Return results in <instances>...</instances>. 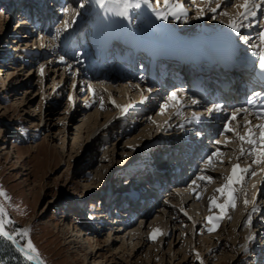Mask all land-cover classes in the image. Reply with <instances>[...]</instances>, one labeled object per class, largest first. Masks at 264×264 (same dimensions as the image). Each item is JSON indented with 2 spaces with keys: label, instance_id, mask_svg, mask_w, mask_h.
Listing matches in <instances>:
<instances>
[{
  "label": "rangeland",
  "instance_id": "obj_1",
  "mask_svg": "<svg viewBox=\"0 0 264 264\" xmlns=\"http://www.w3.org/2000/svg\"><path fill=\"white\" fill-rule=\"evenodd\" d=\"M19 1L0 0V189L7 196L0 195V204L13 221L10 230L29 229L28 239L47 264H264V163H253L254 154L240 156L241 141L235 132L224 131L227 119L216 129L208 154L219 148V157L211 164L203 158L197 172L183 182L186 187L165 186L161 195L143 207L140 204L141 215L123 228L118 204L127 199L121 201L125 194L120 190L129 187L138 171L134 170L152 155L158 160L176 150L181 142L178 132L188 131L189 116L201 109L192 103L196 99L174 90L151 95L140 85L141 75L133 86L93 79L88 37L94 22L84 23L90 16L86 0L70 5L74 18L68 7L57 6L45 19L28 23H22L16 12ZM132 1L140 4L132 12L137 20L165 22L162 27H168L171 36H237L243 41L254 37V45L264 47L259 38L264 8H256L254 17L241 18L240 34L229 27L239 13L234 5L243 0H221L215 13L207 9L216 8L217 0H181L186 14L179 19L169 15L167 21L155 17L157 8L164 10L162 2ZM198 6L206 9L199 18ZM145 10L151 16H143ZM101 27L96 23L94 30ZM172 92L179 105L170 98ZM130 102L138 113L121 112ZM259 124L263 122L239 117L231 127L240 135L251 128L259 140ZM172 159L175 164L177 158ZM235 164L255 167V175L249 171L247 178L233 185L235 207L226 206L222 214L210 207L211 198L226 204L217 189ZM202 175L211 181L198 179ZM127 208L126 212L132 210V205ZM209 216L220 219L209 222ZM17 241L22 247L26 244L19 236ZM19 257L11 251L0 253V264H32Z\"/></svg>",
  "mask_w": 264,
  "mask_h": 264
},
{
  "label": "snow or ice",
  "instance_id": "obj_2",
  "mask_svg": "<svg viewBox=\"0 0 264 264\" xmlns=\"http://www.w3.org/2000/svg\"><path fill=\"white\" fill-rule=\"evenodd\" d=\"M97 2L99 3L101 8H105L109 12H114L115 15L121 18H128L130 9L140 7L139 3H133L132 0H97ZM161 2L163 3L164 10L161 11L159 8H157L156 16L158 19H161V20L168 19L169 15L179 19L182 14H186V10L181 0H177V2L174 4L172 3V0H156L157 5H159ZM206 2H210V0H206ZM109 5H115L116 6L115 10L111 7H108ZM234 6L237 7L238 9H241V11L238 13V16L230 22L229 27H231L237 34H240V28L243 27L241 18L248 19L249 17L256 16L257 13L255 9L258 7L264 8V3H261L258 5L254 2V0H243L242 3L238 5H234ZM80 7L82 8L84 7V5L81 4ZM220 7H221V0H217L216 8H208L207 11L215 13L217 8H220ZM66 11L67 9H65V12ZM205 12H206V9L204 7L198 6V18L204 16ZM221 14L228 15L227 12H222ZM212 18L215 19L216 17L213 16ZM68 27H69V22L65 21L64 29L66 30ZM259 38L261 41V45H264V31L260 32ZM247 42L248 41L245 40V43ZM257 47H258V69H259L258 76L261 79H264V47H259V46ZM63 59L64 58L61 57V60ZM41 74H43V66H41ZM92 91L93 93L95 92L94 89ZM262 94L264 93H254V95H257V96L262 95ZM170 98L173 101H175L177 105L180 104V100L176 92H172L170 94ZM69 99L71 100L72 97H69ZM192 103L197 104L199 102L196 100H193ZM163 107L166 108L168 107V105H164ZM220 111H222V106L219 104H213L212 107L208 109L209 114L217 113ZM242 113L245 114L246 116L248 113V109L240 108V109H237L231 112L226 122L223 125L224 131L230 132V133L235 132L237 139L241 141L240 156H244L246 154L248 155L254 154L253 163L255 164L264 163V124L256 125V127L262 129L259 140L255 138V134L253 133L251 128L248 130L246 135H240L237 129H234L231 127V124L234 121H236L237 117L240 116ZM254 114L258 117L264 116V108L257 110ZM194 119H199V117H196L194 115ZM216 143L221 144L222 142L217 140ZM244 143H247L248 145H251L253 147L249 149H245L243 147ZM219 155H220V149L217 148L215 151H213L210 155L207 156V163L211 164L213 161V158L219 157ZM250 169H251V165H249L248 167H241L239 164L233 165L231 174L227 177L226 183L217 189V191L220 192L221 195L226 198V204H218L216 202V198L213 197L211 198L210 207L219 208L222 214L226 206H231L234 208L235 204L233 202V192L235 191V189L233 188V185L241 183L244 180L245 175L249 173ZM251 175H255L254 170L251 171ZM198 179L202 181H211L212 177L202 175L198 177ZM195 183L196 181H193V184ZM0 195H4L7 198L6 194L2 191V189H0ZM248 203L249 201L245 199V204L247 205ZM207 219L209 222H211L214 219L215 220L220 219V217L219 216L217 217L209 216ZM251 219H252L251 216H248L247 218L248 224L251 223ZM11 223H13V221L8 217V213L6 212L4 206L0 204V237H5L8 240L12 241L13 243L16 242V236H19L22 239H26V244L20 250L25 253L26 257L29 260L37 259L39 257V253L37 252V249L35 248V245L31 241V239H28L30 230L21 229L18 232L10 233L9 231L6 230V225L11 224ZM214 228H215V225H213V228L209 230L211 231ZM158 232H159V229L154 230L151 238L155 239L156 234ZM252 239H254V237L250 236L249 240H252ZM245 251H247L246 246H245ZM197 257L199 259L198 253H197ZM41 264H43V262H41Z\"/></svg>",
  "mask_w": 264,
  "mask_h": 264
},
{
  "label": "bare ground",
  "instance_id": "obj_3",
  "mask_svg": "<svg viewBox=\"0 0 264 264\" xmlns=\"http://www.w3.org/2000/svg\"><path fill=\"white\" fill-rule=\"evenodd\" d=\"M81 0H73V1H69L68 3H62V4H60V3H58V4H55L56 6H61V7H68L67 9H70L69 10V13L71 14V15H73V9L72 8H70V5H72L73 3H76V2H80ZM261 1V0H260ZM20 2V4H22V6L26 3L25 2V0H20L19 1ZM71 2V3H70ZM133 3H135V1H132ZM11 3V2H10ZM223 4H227V1H225V2H222ZM93 5H94V8H96V7H98V5H99V3L97 2V0H93ZM13 6V5H12ZM15 6H17L16 5V3H15ZM108 7H111V8H113L114 10H115V8H116V6L115 5H109ZM160 7V6H159ZM87 8V4H86V7H85V9ZM239 10V12L241 11V9H238ZM68 12V11H67ZM99 12H97V13H95V14H91L85 21H84V23H87L88 21H90V20H92L93 19V17H96V15L98 14ZM143 16H151V13L148 11V12H144L143 14H142ZM153 17V16H152ZM72 18H74V15L72 16ZM41 19H43V18H41ZM45 19V18H44ZM33 20H37V19H33ZM158 20V19H157ZM31 21V20H30ZM30 21H28V22H30ZM22 23H25V21L23 20L22 21ZM83 23V24H84ZM83 24H81V25H83ZM96 26V24L94 23L93 24V26L92 27H90L92 30H91V34H90V36L88 37V38H92L91 39V42L90 43H92V44H94V41L95 40H97L98 39V33H99V31L101 30V29H99V31L97 30V31H95L94 30V27ZM217 27V26H216ZM101 28H104L105 29V32H106V36H105V38L104 39H106V41L108 40V39H110V38H112V37H114V36H116V34L117 33H120L123 29H124V21H123V19L121 18V17H119V16H117V15H115L114 14V12H109V11H107V13H106V18L104 19V22L102 23V27ZM162 28V27H161ZM164 29V28H163ZM164 30H168V27H165V29ZM149 31H151V32H154V33H158V32H160L161 30H160V28H154L153 30H149ZM93 33V34H92ZM97 34V35H96ZM169 36H171V35H169ZM195 39L194 40H199V39H201V38H203L202 36H196V37H194ZM216 38V37H215ZM221 38H225V37H221ZM123 39L125 40H127V38L124 36L123 37ZM217 39H220V38H217ZM252 41V40H251ZM251 41H250V43H251ZM131 42V44H132V46H134V43H132V41H130ZM113 43V46H115V45H117V44H119L120 45V43L119 42H117V41H113L112 42ZM105 45H107V43H104ZM90 46H91V44H90ZM126 49H129V48H127L126 47ZM154 50V49H153ZM130 53H133V52H130ZM139 55L140 54H138V57H136L135 58V60H136V62H141V60H140V58H139ZM110 57H113L112 56V54H110ZM110 57H108V59L110 58ZM96 59H98L97 57L94 59V68L93 69H95V65H96ZM107 61V59L105 60V61H101V63H100V66H98V67H96V69L95 70H93L92 72H91V75H92V78L93 79H97V80H104L105 78L107 79V80H109V81H113V82H120V83H125V84H128V85H132V82L134 81V78L136 77V75L135 74H137V73H135L134 72V68L137 66V64L133 67V69H132V72H127V71H125L124 73H121V74H117V73H115V72H109V69H111V65L113 64V60H110L108 63L106 62ZM106 62V63H105ZM136 81V80H135ZM141 86H142V88L144 89V90H146V91H149V90H151L150 91V94L152 95V93H154V94H156V92H162V90H164L165 92H171V91H173V88H168V87H162L163 85H162V81L160 80V79H158V78H154V79H150V80H148V81H142L141 82V84H140ZM133 86V85H132ZM135 87H137V86H135ZM140 87V86H139ZM137 90V89H136ZM136 92V91H135ZM138 92H139V89H138ZM146 93V92H145ZM140 94H141V92H140ZM192 95V96H191ZM189 97H192V98H195V96H193L194 94H191ZM202 100H203V103H206V101H207V99L206 98H202ZM130 104L131 105H127L126 104V109L125 110H122V108H121V112H123V113H125L126 111H129V112H131L132 110H129L130 108H134L135 106H134V102L132 103V102H130ZM123 107V106H122ZM138 109V108H137ZM137 109H134V111H136ZM245 117V116H244ZM248 120V119H247ZM156 123V122H155ZM237 125V124H236ZM188 131H180V132H178L179 134H178V136H179V138H180V141H181V138H182V136L184 135V136H186V133H187ZM178 138V139H179ZM182 141L180 142V147H182ZM179 146L176 148V150H171V153L173 152V151H175V153H173L172 155H171V158L170 159H172L173 157H174V155L176 154V151H177V149H181V148H179ZM174 147H176V145H174L173 146V149H174ZM172 149V148H171ZM210 149H211V146H209V148L207 149V151L203 154V156H202V158H201V160L203 159V158H207V156H208V154L210 153ZM253 155V154H252ZM251 155V156H252ZM245 156H248V154H246ZM244 156V157H245ZM253 157V156H252ZM164 160L165 159H163V157H160L158 160H157V162L159 161V164H160V162H164ZM171 163H170V165L172 166V164H174V160L172 159L171 161H170ZM202 162V161H201ZM238 163V162H237ZM202 164V163H201ZM263 164V163H262ZM171 166H169V168H171ZM262 167H264V166H262ZM159 168H161V167H158V169ZM255 167H253L250 171H252L253 169H254ZM198 169V168H197ZM197 169L196 170H194V172L191 174V175H189L188 177H186V178H184L182 181H179V182H174L173 183V187H175L176 185H178L177 186V188H184V187H186L188 184H184L183 182H186L188 179H190L191 177L190 176H193L194 175V173H196L197 172ZM264 169V168H263ZM168 173V168H167V171H166V173L164 172V173H162L164 176H166V174ZM249 174V173H248ZM248 174H246L245 175V177L247 178L248 177ZM168 175V174H167ZM135 177V175L132 177V179H131V181L129 182V187L125 190V188H123L122 190H120V193L121 194H126V191L128 190V189H131V190H137V192L139 193V195H141L142 197H143V195H144V192L146 193V196H145V199H144V201H143V204H142V207L147 203V201L149 200V199H152V198H155V196L156 195H153V194H151L150 193V191H149V188H147V189H145V190H143V188H142V184L143 183H139V184H137L139 181L137 180V182H136V179H138V178H134ZM182 183H183V185H182ZM186 185V186H185ZM147 186H148V184H147ZM134 187V188H133ZM166 187H168V186H166ZM256 189V188H255ZM161 192H162V190H161ZM160 195H161V193H160ZM174 195V194H173ZM126 196V195H125ZM125 196L123 195L122 197H120V199H121V201L122 200H124V199H126L125 198ZM147 196H149L148 198H146ZM123 198V199H122ZM132 204H135L134 202H132V201H128V199L126 200V201H122L121 203H119L118 204V206H120V207H118L119 208V211L120 212H122L123 213V220H125L126 219V217H128L127 218V225H123V223H122V220H120L121 219V217H122V214L120 213V215L117 213V217H119V223L121 222V225L122 226H124L123 228H128L130 225V221H132V220H134V219H136L137 217H139L140 215H141V209H143V208H139L138 207V209L140 210H136V212L138 213L137 215H135L134 217H133V215H132V213L134 212V208H133V206H132V210H130V211H127L126 212V210H128V208L126 209V207L127 206H129V205H132ZM152 205V208H154V206H155V204H151ZM140 206V205H139ZM148 213V212H147ZM144 214L146 215V211L144 212ZM144 215V216H145ZM100 217L102 218V219H106V214H102V215H100ZM129 220V221H128ZM116 221H118V220H116ZM8 231V230H7ZM10 233H12V232H10ZM16 241H17V236H16ZM17 243L19 244V242L17 241ZM20 245V244H19ZM21 248H22V246H21ZM22 253H23V255H25V253L23 252V251H21ZM26 256V255H25ZM32 260H34V261H36V263H39V264H41V262H43V264H47L46 263V261L39 255V257L37 258V259H32ZM31 263L32 264H35L33 261H31Z\"/></svg>",
  "mask_w": 264,
  "mask_h": 264
},
{
  "label": "trees",
  "instance_id": "obj_4",
  "mask_svg": "<svg viewBox=\"0 0 264 264\" xmlns=\"http://www.w3.org/2000/svg\"><path fill=\"white\" fill-rule=\"evenodd\" d=\"M6 230H8L9 232L14 233V231L10 230V228L8 227V225H6ZM4 250V251H0L1 255L5 254V252H12L14 254H16L18 257L20 255V253L18 252V250L13 246V244L8 241L7 239H5L4 237H0V250ZM19 257V258H20ZM21 259V258H20ZM11 262V261H10ZM9 262V263H10Z\"/></svg>",
  "mask_w": 264,
  "mask_h": 264
},
{
  "label": "water",
  "instance_id": "obj_5",
  "mask_svg": "<svg viewBox=\"0 0 264 264\" xmlns=\"http://www.w3.org/2000/svg\"><path fill=\"white\" fill-rule=\"evenodd\" d=\"M18 232V231H17ZM15 233V232H14ZM7 239V238H6ZM16 247L20 250L21 249V246L17 243H15ZM21 251V250H20ZM25 258H27L25 255H24ZM28 259V258H27ZM29 260V259H28ZM29 261H33L35 264H39V263H36V261L34 260H29Z\"/></svg>",
  "mask_w": 264,
  "mask_h": 264
}]
</instances>
